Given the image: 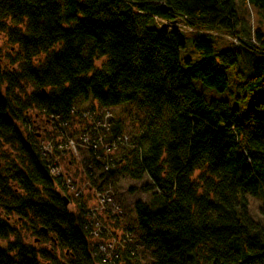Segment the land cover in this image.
Segmentation results:
<instances>
[{
  "label": "trees",
  "instance_id": "16d2710c",
  "mask_svg": "<svg viewBox=\"0 0 264 264\" xmlns=\"http://www.w3.org/2000/svg\"><path fill=\"white\" fill-rule=\"evenodd\" d=\"M237 2L264 16V0H0V35L16 47L0 53V264H264V224L248 203L259 199L264 217V30ZM188 35L197 62L181 57ZM219 37L232 47L219 50ZM244 54L241 90L261 91L253 108L197 94L193 81L224 92ZM123 105L143 123L131 138L110 119L128 145L114 168L96 164L93 184L146 179L154 201L109 216L120 234L95 239L113 244L107 254L85 203L41 158L33 116L56 126Z\"/></svg>",
  "mask_w": 264,
  "mask_h": 264
},
{
  "label": "rangeland",
  "instance_id": "374dc122",
  "mask_svg": "<svg viewBox=\"0 0 264 264\" xmlns=\"http://www.w3.org/2000/svg\"><path fill=\"white\" fill-rule=\"evenodd\" d=\"M236 11L239 15V17L244 18L247 20V22L252 26L257 25L261 23V27L264 30V16L261 12L252 9L250 7H243L239 2L236 3ZM217 48L219 50H225L229 49L232 46L229 44L230 39L229 38H215L214 39ZM185 49L181 51V57L190 58L193 62H197L200 60V55L195 51L193 46L191 45L190 36H185ZM16 52V47H12L8 44L7 39L4 34L0 35V53L1 55H13V53ZM43 60V57H38L35 62L38 63ZM105 60V59H104ZM103 62V60L96 62V67H99L100 64ZM248 58L244 54V60H242L241 63L229 68L227 70V79H228V86L226 90L222 93H218L212 89H209L205 87L202 83L199 81H193V86L195 88V91L197 94L201 95L204 99L207 101L210 100H221L228 103L230 108L238 109L242 112H245L246 110L253 108L254 104L261 98V91L258 90L254 93L250 94H244L241 90V73L246 74L248 71ZM241 73H240V71ZM27 92H30V88H27ZM89 103L85 104L84 107H87ZM105 110L98 108L97 113L103 114ZM110 112V111H109ZM30 116L34 115L35 112L31 111ZM111 115L116 120L119 121V126L121 128V132L124 134H127L128 136L132 138L134 134H136L141 124L143 123V113L137 110L133 105H123L120 107H117L115 109H111ZM35 123L34 126L38 131V138H46V137H53L57 134L54 133L53 127L49 126L48 123L45 124L46 117L42 114H37L36 116H33ZM113 119V120H114ZM78 122L80 120H73V123L68 126V130H70V137L74 136V132L80 131L79 127H82L83 124L79 125ZM91 125V122H89ZM46 128L47 132L44 133L43 129ZM70 128V129H69ZM78 133V132H77ZM7 147L0 148V151L6 150ZM122 166V165H121ZM81 167V164L77 163L75 159L72 158L71 155L66 154L64 157V160L62 162V172H68L70 174L75 173V171ZM196 175V174H195ZM112 185V191H111V198L110 201L111 207H114L115 210L113 211L111 207L105 206L106 204L100 205L101 207H105L106 210L109 208V214H106L105 211H99L98 220L100 224L102 225V229L99 230L98 234H103L105 237H112L113 232L117 235L120 234V231H118L116 228H114V225L109 223V220L111 217L109 215L115 218H118L120 216L125 217L127 219L129 217V212L132 207V205L136 201H141L146 204H151L154 201V196L151 192L144 191V187L148 184L146 179L140 180V181H133L131 180L127 175L123 173H117L113 178L110 180ZM81 194L84 196L86 205L90 209H95L97 207L96 202L94 201L96 198L92 200V191H82ZM97 197V196H96ZM107 203V204H110ZM101 203V202H100ZM249 203V216L256 222L260 224H264V217L260 215L259 208L262 205V202L257 198H248ZM99 204V202H98ZM72 208V206L70 207ZM100 226V225H99ZM98 226V227H99ZM25 235V241L31 243L33 238L28 233H23ZM1 243V242H0ZM47 246V245H42Z\"/></svg>",
  "mask_w": 264,
  "mask_h": 264
},
{
  "label": "built area",
  "instance_id": "2783aa9c",
  "mask_svg": "<svg viewBox=\"0 0 264 264\" xmlns=\"http://www.w3.org/2000/svg\"><path fill=\"white\" fill-rule=\"evenodd\" d=\"M172 25L178 29L187 30L183 25ZM76 114L77 116L73 120H80L78 124L83 125L79 127L80 131H77L78 133L74 132L75 138L70 137L72 133L68 130V126L73 123V120L69 124L58 123L55 126V120L50 116L46 118L45 124L48 123L49 126H52L54 133L57 135L51 138L41 137L36 140L38 136L37 130L39 129L35 128V140L39 143L40 156L48 165L50 174L53 177L61 179V183L71 198L85 203V213L94 222L92 235L94 241L98 244V241L95 239L100 236L98 232L103 228L98 220V210L109 214L110 208L106 210L105 207H101L100 205L106 204L105 206L111 207L113 204L110 202L112 200V189L98 190L93 184V180L99 174L96 170V164L99 163L104 171L114 168L113 158L120 156L121 149L128 145V138L120 135L113 136L110 130L112 115L109 111H105L103 114L97 113V110L94 113L79 111ZM89 122H91V125ZM46 130L44 128L43 132L46 133ZM66 154L71 155L77 163L81 164L82 168L77 169L73 174L62 172V162ZM85 190L92 191L94 194V196L92 195V200L96 198L94 201L97 207L93 210L87 207L84 196L81 194ZM109 202L110 204H107ZM111 209L115 210L114 207H111ZM98 246L103 253L107 254H109L107 249L109 251L113 249V244L110 243L105 245L98 244Z\"/></svg>",
  "mask_w": 264,
  "mask_h": 264
}]
</instances>
